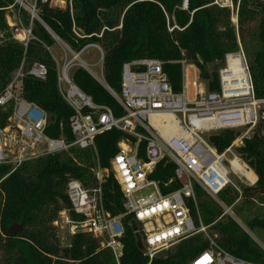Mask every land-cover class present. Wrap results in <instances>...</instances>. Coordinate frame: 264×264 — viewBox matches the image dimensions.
I'll use <instances>...</instances> for the list:
<instances>
[{"label": "trees", "instance_id": "1", "mask_svg": "<svg viewBox=\"0 0 264 264\" xmlns=\"http://www.w3.org/2000/svg\"><path fill=\"white\" fill-rule=\"evenodd\" d=\"M67 0L64 8L53 6L51 0L39 3L40 17L64 45L79 52L89 44H97L104 51L103 72L106 83L119 93L123 81V65L136 60L156 59L163 62V71L173 91L182 89V61L195 65L209 92L220 90L219 71L225 67L226 56L239 50L241 41L250 67L255 94L264 99V0H232L234 11L214 5V0ZM13 0H0V96L10 83L23 60L28 69L34 63L47 67L45 81L26 77L22 97L43 109L48 115L46 135L50 138L73 140L70 120L71 108L62 98L58 82V64L47 48H60L58 42L39 22L34 24V36L25 48L12 40L7 18ZM13 9L18 11L17 7ZM236 14L237 25L234 22ZM23 25L29 23L28 14L20 11ZM257 26L253 40L257 46L247 47V31ZM178 26L181 30L169 31ZM20 30V29H19ZM70 78L86 95L100 106L110 108L116 117L123 109L107 90L85 69L77 66ZM14 104L0 108V130L13 114ZM240 136V132L222 130L208 135V143L223 153ZM132 139L113 130L99 135L95 149L78 150L50 155L28 162L12 171L0 166V264H149L145 249L138 247L141 228L132 227L134 216L123 218L125 234L121 242L123 255L119 262L100 239L88 233H77L62 245L55 221L61 212L72 210L67 196L71 179L79 180L87 189L96 186L95 171H106L103 182L105 209L117 217L125 213L124 195L111 162L119 153V142ZM146 143L139 147V157L146 159ZM236 154L245 162H255L258 182L249 187L238 184L228 187L217 197L195 184L197 204L187 205L196 226L208 227L215 244L232 256L253 264H264V140L257 133L244 140ZM176 164L168 157L162 160L149 176L159 184L163 195L181 188L175 175ZM218 198V200H217ZM231 209L244 225L263 244L226 213ZM72 217L77 218L71 213ZM13 225L21 232L8 234ZM144 240V237H143ZM210 248L204 234L180 238L176 244L158 253L151 264H190L199 253Z\"/></svg>", "mask_w": 264, "mask_h": 264}, {"label": "built area", "instance_id": "2", "mask_svg": "<svg viewBox=\"0 0 264 264\" xmlns=\"http://www.w3.org/2000/svg\"><path fill=\"white\" fill-rule=\"evenodd\" d=\"M47 1L13 0L9 11L14 7L18 11L11 35L12 40L27 48L31 41L36 40L33 30L35 22H39L60 45L64 59L61 64L56 61L58 82L62 98L73 112L70 120L73 140L48 137L47 113L23 99L26 77L45 81L48 76L44 64L34 63L27 69L23 60L0 96V108L14 104L9 123L0 130V166H9L15 171L28 162L71 149H95L99 135L121 131L134 139L120 141L119 153L111 162L124 195L125 213L112 217L106 211L102 185L107 172L98 168L95 171L97 184L92 189L85 188L76 179L68 182L67 196L72 210L61 212L55 226L66 230L69 237L88 233L102 240L103 246L110 249L119 262L123 255L121 240L125 234L123 218L132 215L143 232L149 264L158 253L172 247L180 238L197 234L205 235L210 241V248L196 255L190 264H253L218 247L209 236L208 227L202 222L196 226L187 205L189 200L197 204L195 184L217 197L228 187L238 189L234 178L249 187L258 182L255 171L233 151L236 144H243L255 133L264 140V99L255 94L241 41H238L239 50L226 56L225 67L219 71L220 90L217 92L206 89L195 65L182 61V89L176 93L163 71V62L149 59L123 65L122 88L117 93L106 83L104 51L99 45L89 44L79 52L73 51L58 40L43 22L39 15V3ZM71 3L72 0V7ZM214 5L234 10L232 0H214ZM183 9H188V0H183ZM20 11L28 14L27 26L23 25ZM234 22L237 25V18ZM175 29L181 30L178 26L169 27L170 32ZM0 38L3 39L4 34ZM88 49L99 54V60L93 66L100 67V76L82 60ZM47 50L52 52L50 48ZM77 66L89 72L107 90L123 109V116L116 117L110 108L97 105L73 83L70 72ZM222 130H240L246 131V134L239 136L223 153H218L208 143L207 137ZM143 142L146 143L145 160L139 157V147ZM166 157L176 164L175 175L181 188L163 195L158 182L150 180L149 176ZM244 169L250 171L253 177L243 175ZM148 191L149 194H143Z\"/></svg>", "mask_w": 264, "mask_h": 264}, {"label": "rangeland", "instance_id": "3", "mask_svg": "<svg viewBox=\"0 0 264 264\" xmlns=\"http://www.w3.org/2000/svg\"><path fill=\"white\" fill-rule=\"evenodd\" d=\"M51 4L53 6H58L60 8H64L66 7L67 5V0H51ZM232 10V9H230ZM13 11V15L9 18H7V23H8V26L11 28V26L13 24H15L17 22V12L15 9L11 10ZM234 11V10H232ZM233 16H234V20H236V14H234L233 12ZM257 30V26L256 25H252L249 30L247 31V35H249V37L246 39V45L247 47H251V46H257V41L256 40H253V38H251V35L255 33V31ZM256 34V33H255ZM52 53L56 59L57 62H59L60 64L62 63L63 59H64V53L61 49H58L57 47H53L52 49ZM69 59H70V56H69ZM82 60H84V62H86L87 64L91 65V70L98 76H100L101 74V69L100 67H95L93 65H95L98 60H99V54L96 50H93V49H88L86 50V52L84 53V55L82 56ZM204 85L206 84L204 81H203ZM206 86V85H205ZM237 133L240 132V136L242 135H245L246 134V131H240V130H237L236 131ZM248 136H251V135H248ZM242 146V143H238V145L236 144L235 148H234V152H235V149L236 148H239ZM236 153V152H235ZM235 180V185L237 186L238 188V184H242V185H245L247 186L246 184L244 183H241L240 180H238L237 178H234ZM144 195H147L149 194V191L148 192H145L143 193ZM218 200V198H217ZM226 213L229 214L242 228L244 231H246L247 233H249L261 246H263V244L254 236V234L244 225V223L236 217V215H234L231 211V209H226ZM60 218V217H59ZM58 234H59V238H60V241L62 243V245H66L68 244V241L70 239V237L68 236V233L66 232V230L62 229V228H58ZM142 240H143V237H142ZM144 241V240H143Z\"/></svg>", "mask_w": 264, "mask_h": 264}, {"label": "water", "instance_id": "4", "mask_svg": "<svg viewBox=\"0 0 264 264\" xmlns=\"http://www.w3.org/2000/svg\"><path fill=\"white\" fill-rule=\"evenodd\" d=\"M15 32H17V29H15ZM249 167L254 170L255 169V162L254 161H250L248 163ZM132 227L135 231H138V225L136 223V221H133L132 222ZM22 230V227L20 225H13L9 228L8 230V234L10 235H16L18 234L19 232H21ZM246 232V231H245ZM247 233V232H246ZM249 234V233H248ZM138 247L140 249H143L144 248V244H143V240L140 238V235L138 234Z\"/></svg>", "mask_w": 264, "mask_h": 264}, {"label": "bare ground", "instance_id": "5", "mask_svg": "<svg viewBox=\"0 0 264 264\" xmlns=\"http://www.w3.org/2000/svg\"><path fill=\"white\" fill-rule=\"evenodd\" d=\"M236 66H237V65H236ZM236 167H237V166H236ZM243 175H246V176H249V177H250V176L253 177L252 174H251V172L248 171V170H246V169L243 170Z\"/></svg>", "mask_w": 264, "mask_h": 264}, {"label": "crops", "instance_id": "6", "mask_svg": "<svg viewBox=\"0 0 264 264\" xmlns=\"http://www.w3.org/2000/svg\"><path fill=\"white\" fill-rule=\"evenodd\" d=\"M12 13H13V11H8V14H12ZM10 17H11V16H10ZM10 17H9V18H10ZM16 18H17V17H16ZM15 24H16V23H15ZM15 24H13L12 26H14ZM12 26H11V27H12ZM14 30H15V29H14Z\"/></svg>", "mask_w": 264, "mask_h": 264}]
</instances>
